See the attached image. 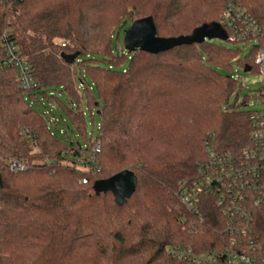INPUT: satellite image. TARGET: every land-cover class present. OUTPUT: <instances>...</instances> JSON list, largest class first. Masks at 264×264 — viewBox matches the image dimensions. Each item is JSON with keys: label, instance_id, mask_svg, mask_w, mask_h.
<instances>
[{"label": "trees", "instance_id": "obj_1", "mask_svg": "<svg viewBox=\"0 0 264 264\" xmlns=\"http://www.w3.org/2000/svg\"><path fill=\"white\" fill-rule=\"evenodd\" d=\"M229 1L264 27V0H0V34L7 31L30 60L37 84L25 90L13 69L0 71V264H192L167 247H216L218 210L207 207L193 231L196 217L177 191L207 158V142L219 153L249 146L252 126L242 108L256 94L240 102L246 85L237 68L259 71L258 45L242 57L249 45L217 38L158 54L125 45L115 52L113 41L146 17L164 38L223 27ZM76 52L73 63L61 57ZM57 92L70 95L68 103ZM84 94L100 112L97 135L86 130ZM41 98L61 110L67 128L35 107ZM12 161L26 168L13 171ZM123 170L138 184L119 207L93 185Z\"/></svg>", "mask_w": 264, "mask_h": 264}, {"label": "built area", "instance_id": "obj_2", "mask_svg": "<svg viewBox=\"0 0 264 264\" xmlns=\"http://www.w3.org/2000/svg\"><path fill=\"white\" fill-rule=\"evenodd\" d=\"M221 23L228 30V41L258 45L255 64L264 75V27L233 1L226 4ZM5 68L16 72L25 90L37 87L30 60L7 31L0 34V71ZM249 119L248 147L237 153H219L207 142V158L198 162L193 178L178 187L179 199L196 217L190 224L193 231L203 222L207 207L218 210L222 231L216 247L198 251L171 245L167 251L173 257L192 264H264V109L250 110ZM93 151L99 153L100 145ZM10 168L24 170L26 165L12 161Z\"/></svg>", "mask_w": 264, "mask_h": 264}, {"label": "water", "instance_id": "obj_3", "mask_svg": "<svg viewBox=\"0 0 264 264\" xmlns=\"http://www.w3.org/2000/svg\"><path fill=\"white\" fill-rule=\"evenodd\" d=\"M210 38L228 41L227 32L217 23L204 24L195 29L190 35L170 38L160 37L157 35L154 20L151 17H146L134 21L126 28L124 45L128 52L140 49L148 53L158 54L182 45L202 43ZM79 56V52L73 54L63 53L61 55L68 63H73ZM97 106H99L98 103ZM137 184L136 174L131 170H123L107 179L97 180L93 185V190L96 195L111 192L116 204L122 207L128 203V200L136 192Z\"/></svg>", "mask_w": 264, "mask_h": 264}, {"label": "rangeland", "instance_id": "obj_4", "mask_svg": "<svg viewBox=\"0 0 264 264\" xmlns=\"http://www.w3.org/2000/svg\"><path fill=\"white\" fill-rule=\"evenodd\" d=\"M125 30L126 29H123L120 31L119 40L114 39L113 51L116 52L118 49H119V51L120 50L122 51V48L124 47ZM221 42H223L224 44L231 46V47H238V46H236V45H234L228 41H221ZM250 49H251V46H247L245 49H243L242 57H245L250 52ZM125 53H127V51H125ZM127 66H128V61L120 64L119 68L125 69ZM237 71L241 75H243V82H244V85H246V88L244 89V91L239 95L240 96V102H242L244 95L246 93H248L250 90H252L253 93L255 92L254 95L256 94L255 95L256 97L252 98V99L250 98L248 101V105L243 107L242 109L243 110H249V111L250 110H256V109H264V102L261 101L257 97V93H256V91L259 88L264 87V75H263V73H261L260 71H255V72L253 71L249 74H245L239 68H237ZM85 75H86L87 81L89 83V86L92 88L90 94L93 95L94 97H97V90H96L94 83L88 77L86 72H85ZM83 92H84V90H83ZM57 94L61 95V97L63 98L65 103H68V100L70 99V95H63L60 92H57ZM235 101H236V97H235V93H233L231 95V98H230V103L234 104ZM34 105L36 108H40V109L44 110L51 117L52 120L58 119L62 124L61 126L64 128H67L66 123H64V121L62 119L61 110L57 109L56 108L57 106H54L51 102H49L48 100H46L44 98H41L39 103L34 104ZM80 107L84 111V118L86 121V130H87L88 135L90 136L92 132H94V134L97 135L99 132L100 120H101L99 109L96 107H93V108L90 107L89 99H88V96L86 94H84V98L81 100ZM52 113H54V115ZM64 117L67 118V115L64 114ZM68 122H69V120H68ZM69 125H70V128H74V126L71 123H69ZM74 133L78 135V138L81 140L82 144L86 143L83 135L77 129L74 130Z\"/></svg>", "mask_w": 264, "mask_h": 264}]
</instances>
